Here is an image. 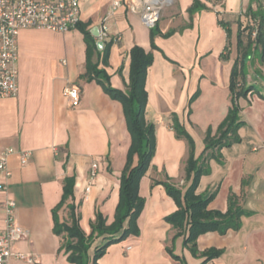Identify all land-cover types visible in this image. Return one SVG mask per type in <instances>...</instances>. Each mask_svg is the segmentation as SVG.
Wrapping results in <instances>:
<instances>
[{
    "label": "crops",
    "instance_id": "0c3cea01",
    "mask_svg": "<svg viewBox=\"0 0 264 264\" xmlns=\"http://www.w3.org/2000/svg\"><path fill=\"white\" fill-rule=\"evenodd\" d=\"M195 1L199 8L193 6ZM257 2L264 5V0H174L157 24L158 49L152 50L151 29L141 20L140 0L81 1V23L90 32L105 28L107 38L101 41L112 43L106 67L112 88L126 90L134 46L154 56L146 79V119L156 126L157 146L140 182L145 200L138 220L140 234L110 246L99 264H180L167 248H173L184 264L204 262L184 247L183 237L175 238L177 230L165 218L177 206L157 183L169 179L181 191L190 184L184 181L186 165L181 169L188 159V144L176 138L172 119L177 117L193 138L199 157L207 130L215 131L230 110L238 20L246 23L243 14L249 7L256 8ZM219 20L231 23L229 38ZM94 39L96 44L100 41ZM18 55V94L0 100V152L15 151L9 158L11 177L5 180L0 174V184L7 186L6 192L0 190V235L7 228L5 202L14 200V224L28 236L13 243L11 250L34 259L12 257L10 264H72L60 250L63 236L54 233L53 210L62 199L65 178L75 176L74 200L68 204L75 205L82 230L90 234L96 211L109 224L113 222L131 145L123 106L96 81L83 78L86 44L78 28L64 34L20 31ZM246 66V84L264 95V63L254 56ZM71 87L80 94L75 107L65 94ZM239 104L244 122L241 142L222 150V162H209L211 174L201 178L198 193L215 194L209 208L223 212L233 196L250 215L242 217L239 231L198 238L201 252L223 250L221 257L207 264H264V100L254 92ZM24 151L32 156L22 166L19 153ZM93 164L98 171L91 179ZM68 212L66 205L62 207L60 222L68 223ZM102 243L99 239L96 245Z\"/></svg>",
    "mask_w": 264,
    "mask_h": 264
},
{
    "label": "trees",
    "instance_id": "16d2710c",
    "mask_svg": "<svg viewBox=\"0 0 264 264\" xmlns=\"http://www.w3.org/2000/svg\"><path fill=\"white\" fill-rule=\"evenodd\" d=\"M256 4V8L249 7L243 14L246 23L238 20V56L232 67L229 84L230 110L215 131L212 128L207 130L204 150L199 157L196 158L195 155L193 138L177 117L172 119L171 127L176 138L184 139L188 144L186 180L190 182V186L182 192L172 183H157L164 186L167 195L177 206V210L165 218L166 222L177 230L175 238H184L183 245L194 258L204 259L201 264H207L221 257L223 250L210 248L201 252L197 244L198 238L208 233L224 236L230 231H239L242 227V217L250 215L233 196L229 198L226 211L210 209L209 206L215 194L205 197L198 193V188L201 178L211 174L209 162L211 160L222 162V150L241 142L239 130L244 126V122L240 117V99H246L250 93L255 92L264 100V95H261L255 86H248L245 81L246 65L254 56L264 63V5L261 2ZM193 6L199 8L197 1ZM219 25L226 31L229 38L231 23L219 20ZM76 28L83 34L86 44V72L83 78L87 81H96L108 96L122 104L131 137L128 158L120 178L119 203L111 224L100 211H96L90 234L87 235L82 230L75 205L68 204V201L74 200L75 176L65 178L62 199L53 210L54 233L63 236L60 250L65 251L70 263L99 264L110 246L124 241L131 235L140 234L138 220L145 206V200L140 196V182L152 164L157 146L156 126L146 119L148 103L146 79L148 69L154 62V56L152 52H146L143 48L134 46L130 51L131 63L127 88L125 91L114 89L109 84V76L106 73L112 43L104 42L103 49L98 51L88 26L80 23ZM150 31L152 50H157L154 44L155 37L160 34L157 25ZM254 32H256L255 38H253ZM228 48L227 46L226 55ZM134 157H137L136 164H134ZM65 205L69 211L68 223L60 222L58 216ZM127 221L128 224H126ZM99 239H102L103 243L95 245ZM167 251L175 261L184 264L183 259L175 254L173 248H167Z\"/></svg>",
    "mask_w": 264,
    "mask_h": 264
},
{
    "label": "built area",
    "instance_id": "2783aa9c",
    "mask_svg": "<svg viewBox=\"0 0 264 264\" xmlns=\"http://www.w3.org/2000/svg\"><path fill=\"white\" fill-rule=\"evenodd\" d=\"M82 0H0V100L14 98L19 91L18 85V36L23 30H44L64 34L75 29L81 23ZM220 1V0H216ZM142 5L141 20L149 29L154 28L163 11L174 0H140ZM256 32L253 33L255 38ZM107 38L104 30L100 31V40ZM73 107L80 102L79 90L71 87L65 91ZM15 154L13 149L0 152V174L5 180L11 177L9 158ZM31 153H19L20 164L29 163ZM98 165L93 164L91 179L97 175ZM0 190L6 192V184H0ZM90 191V187L86 192ZM14 200L5 202L7 228L0 235V264H10V258L32 262L33 257L24 253H13V243L25 240L28 233L15 226L13 221Z\"/></svg>",
    "mask_w": 264,
    "mask_h": 264
},
{
    "label": "water",
    "instance_id": "95a60500",
    "mask_svg": "<svg viewBox=\"0 0 264 264\" xmlns=\"http://www.w3.org/2000/svg\"><path fill=\"white\" fill-rule=\"evenodd\" d=\"M91 34L94 38L96 39H100V29L99 28H94L91 30ZM104 46V42H102L101 40L97 43V48L98 50H102Z\"/></svg>",
    "mask_w": 264,
    "mask_h": 264
},
{
    "label": "rangeland",
    "instance_id": "374dc122",
    "mask_svg": "<svg viewBox=\"0 0 264 264\" xmlns=\"http://www.w3.org/2000/svg\"><path fill=\"white\" fill-rule=\"evenodd\" d=\"M246 68H247V66H246ZM245 118V117H244ZM186 165V161H183V163H182V166H181V169H183L184 168V166ZM185 177H184V181L186 180V166H185ZM164 173V172H163ZM164 182H169V183H172V184H174L171 180L169 181V179H167L166 181H164ZM186 182V181H185ZM184 184L185 183H183V181L181 182V185H183L184 186ZM180 185V186H181ZM190 186V184L189 185H187V187H184V189L182 190V192H185L186 190H187V188ZM202 188V187H201ZM203 189V188H202ZM129 221V220H128ZM128 221H127V223L126 224H128ZM96 245V244H95ZM95 245L93 246V248H92V252L94 251V247H95Z\"/></svg>",
    "mask_w": 264,
    "mask_h": 264
}]
</instances>
